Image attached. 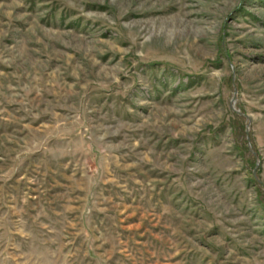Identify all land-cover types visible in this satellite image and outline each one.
<instances>
[{
	"label": "rangeland",
	"instance_id": "1",
	"mask_svg": "<svg viewBox=\"0 0 264 264\" xmlns=\"http://www.w3.org/2000/svg\"><path fill=\"white\" fill-rule=\"evenodd\" d=\"M0 264H264V0H0Z\"/></svg>",
	"mask_w": 264,
	"mask_h": 264
}]
</instances>
